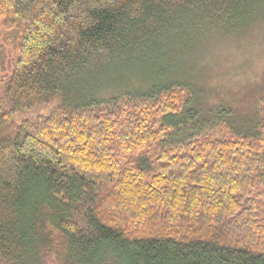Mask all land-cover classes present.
Segmentation results:
<instances>
[{
	"label": "trees",
	"instance_id": "16d2710c",
	"mask_svg": "<svg viewBox=\"0 0 264 264\" xmlns=\"http://www.w3.org/2000/svg\"><path fill=\"white\" fill-rule=\"evenodd\" d=\"M263 1L0 0L19 44L0 97V264H264V128L169 143L188 88L107 110L85 86L172 39L234 30Z\"/></svg>",
	"mask_w": 264,
	"mask_h": 264
},
{
	"label": "rangeland",
	"instance_id": "374dc122",
	"mask_svg": "<svg viewBox=\"0 0 264 264\" xmlns=\"http://www.w3.org/2000/svg\"><path fill=\"white\" fill-rule=\"evenodd\" d=\"M24 26L21 24L19 30ZM11 32L5 25L0 26V51L5 48L0 53V97L4 96L19 56V44L15 47ZM202 32L203 35L192 33L188 41L172 39L171 45L175 46L168 50L155 48L128 63L109 66L99 75L92 72L85 86L95 82L96 100L107 110L115 108L122 99H131L157 87L188 88L193 99L184 113L176 120L167 117L163 121L172 126L166 139L169 143L204 135L217 139L237 134L258 136L264 128V1L236 29ZM4 54L7 57L2 67ZM62 103L61 98H55L30 112L19 113L16 124L48 117Z\"/></svg>",
	"mask_w": 264,
	"mask_h": 264
}]
</instances>
